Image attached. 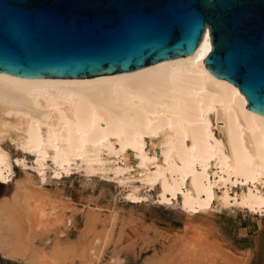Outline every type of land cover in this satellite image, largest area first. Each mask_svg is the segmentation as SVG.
Segmentation results:
<instances>
[{
    "label": "bare ground",
    "instance_id": "obj_1",
    "mask_svg": "<svg viewBox=\"0 0 264 264\" xmlns=\"http://www.w3.org/2000/svg\"><path fill=\"white\" fill-rule=\"evenodd\" d=\"M210 50L206 26L193 51L131 71L84 78L0 72V182L11 181L13 143L34 155L41 181L47 170L59 178L75 168L115 181L131 202L141 201V188L157 185L161 202L174 199L191 214L214 202L264 213V116L245 107L238 87L206 68ZM2 234L0 250L10 255ZM88 251L85 263L99 264L103 249Z\"/></svg>",
    "mask_w": 264,
    "mask_h": 264
},
{
    "label": "water",
    "instance_id": "obj_2",
    "mask_svg": "<svg viewBox=\"0 0 264 264\" xmlns=\"http://www.w3.org/2000/svg\"><path fill=\"white\" fill-rule=\"evenodd\" d=\"M264 116V0H0V72L84 78L187 54Z\"/></svg>",
    "mask_w": 264,
    "mask_h": 264
},
{
    "label": "rangeland",
    "instance_id": "obj_3",
    "mask_svg": "<svg viewBox=\"0 0 264 264\" xmlns=\"http://www.w3.org/2000/svg\"><path fill=\"white\" fill-rule=\"evenodd\" d=\"M14 147L7 148L11 181L0 182V232L12 251L0 250V264H86L88 250L98 248L99 264L115 257L124 264H264V213L214 202L191 214L174 199L161 202L157 185L141 188V201L131 202L115 181L75 168L59 178L47 170L41 181L34 155ZM144 148L150 153L148 140Z\"/></svg>",
    "mask_w": 264,
    "mask_h": 264
}]
</instances>
